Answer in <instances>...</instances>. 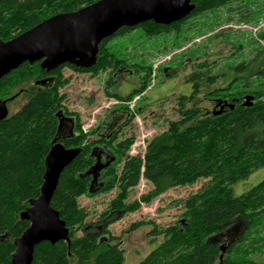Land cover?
I'll return each instance as SVG.
<instances>
[{
	"label": "trees",
	"instance_id": "16d2710c",
	"mask_svg": "<svg viewBox=\"0 0 264 264\" xmlns=\"http://www.w3.org/2000/svg\"><path fill=\"white\" fill-rule=\"evenodd\" d=\"M97 1L100 0H0V40L8 41L47 18L75 12ZM231 1L190 0L195 8L182 21L168 26L145 22L122 28L99 44L92 68L62 65L47 73L39 62L24 63L0 79L1 100L17 97V94L11 96L12 91L29 82L36 88L17 113L0 122V264H11L13 242L28 227L20 214L39 194L44 158L54 142L66 149H80L61 173L50 203L64 221L69 241L37 245L32 264H125L119 238L110 236L109 225L120 219L121 214L137 211L141 203L150 204L170 189L191 186L201 179L208 181L182 201V224L176 222L160 228L148 222L152 226L149 236L160 237L161 241L139 264H264L250 258L247 250L236 249L253 225L264 220V180L238 196L232 194L236 183L264 167V93L249 90L251 80L264 79L263 49L248 62L229 69L233 71V79L225 88L206 89L220 72L214 74L209 65L198 63L186 79L192 86L190 94L176 100L178 118L147 142L142 158L128 156L132 137L119 140L133 119L126 107L120 106L110 113L112 122L119 123L124 118L121 125L105 121L84 134L79 116L63 105L65 95L60 92L69 81L63 74L65 69L96 76L109 70L114 73L120 68L125 61L115 58L107 48L113 38L135 29H141L148 37L164 32L177 34L190 18ZM113 83L110 78L107 95L124 102L142 93L147 85L143 81L132 95L122 98L109 92ZM232 90L237 92L231 94ZM245 94L254 98L250 107L242 105ZM231 98H235L233 108L227 104L219 115L215 114L218 110L210 114L202 107V103L213 99H217L214 100L216 107L218 100L225 102ZM58 115L73 118L72 136L57 137ZM95 147H105L114 161L101 172L100 185L90 192V177L82 175L95 161L91 157ZM140 178L151 188L139 200L128 203L129 193ZM114 190L115 196L99 220L87 225L88 214L79 206L78 199ZM144 224L134 223L129 231ZM238 225L241 230L237 237L226 240V233ZM223 246L225 251L221 252Z\"/></svg>",
	"mask_w": 264,
	"mask_h": 264
},
{
	"label": "rangeland",
	"instance_id": "374dc122",
	"mask_svg": "<svg viewBox=\"0 0 264 264\" xmlns=\"http://www.w3.org/2000/svg\"><path fill=\"white\" fill-rule=\"evenodd\" d=\"M107 48L115 58L125 62L114 73L109 70L96 76L65 69L63 74L69 81L60 90L65 95L63 105L69 112L79 116L80 130L84 134L105 121L110 125H121L124 118L119 123L112 122L110 113L120 106L126 107L133 119L119 140L132 137L134 141L128 156L142 158L147 142L165 131L170 121L178 118L176 100L190 94L192 86L186 79L196 70L198 63L209 65L214 74L220 72L214 83L206 88L220 89L228 86L233 79L230 68L248 62L257 51L264 50V0H233L223 7L190 18L177 34L164 32L148 37L141 29H135L113 38ZM110 78L114 83L109 92L117 93L122 98L132 95L143 81L147 85L142 93L124 102L107 95ZM35 90L31 82L13 90L11 96L17 94V97L7 102V116L17 113ZM249 90L264 93V79L251 80ZM233 92L237 91L232 90L231 94ZM245 96L253 97L245 94L243 98ZM214 100L202 103L207 113L213 114L219 110ZM224 101L231 105L235 98ZM241 101L243 104L244 100ZM72 119L59 116L57 137L72 136ZM122 166L123 162L118 165V172ZM262 180L264 167L254 170L244 181L236 183L232 187V194L238 196ZM207 181L201 179L191 186L170 189L154 198L150 204L141 203L137 211L124 216L121 214L120 219L109 225L107 229L110 236L119 238L125 264H139L160 243V237L153 239L149 236L152 226L148 222L160 228L176 222L182 224V201L198 192ZM150 188L151 185L140 178L137 186L130 191L127 202L139 200ZM115 193L114 190L108 194L97 193L78 199L79 206L88 214L87 225L99 220ZM139 222L145 224L129 231L132 224ZM239 230L241 227L238 225L227 232L226 240H234ZM236 249L247 250L250 258L264 262V220L253 225Z\"/></svg>",
	"mask_w": 264,
	"mask_h": 264
},
{
	"label": "water",
	"instance_id": "95a60500",
	"mask_svg": "<svg viewBox=\"0 0 264 264\" xmlns=\"http://www.w3.org/2000/svg\"><path fill=\"white\" fill-rule=\"evenodd\" d=\"M194 8L190 0H100L75 12L54 15L8 41L0 40V79L24 63L39 62L40 68L47 73L62 65L92 68L99 44L120 29L145 22L168 26L187 18ZM9 100L0 99V122L7 118ZM243 100L242 105L250 107L253 97L245 96ZM225 104L219 100L216 102L219 108L216 115L223 111ZM228 107L232 109L233 105ZM79 152L78 148L66 149L57 142L49 148L44 158L39 194L20 214V219L27 222L28 227L13 242L15 251L11 264H32L34 249L43 242L54 245L69 241L66 225L50 203L61 173ZM91 157L95 162L82 175L91 178L90 192L100 185L101 172L114 161L105 147L93 148ZM220 250L224 252L225 247Z\"/></svg>",
	"mask_w": 264,
	"mask_h": 264
},
{
	"label": "flooded vegetation",
	"instance_id": "af4514ba",
	"mask_svg": "<svg viewBox=\"0 0 264 264\" xmlns=\"http://www.w3.org/2000/svg\"><path fill=\"white\" fill-rule=\"evenodd\" d=\"M226 106V104H225ZM215 112V111H214ZM101 161H104V156H101ZM95 162V161H94ZM90 181H91V178H90Z\"/></svg>",
	"mask_w": 264,
	"mask_h": 264
}]
</instances>
